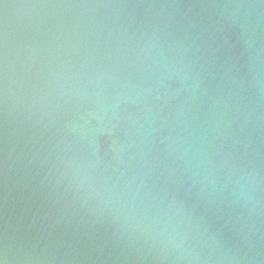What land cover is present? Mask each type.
Returning <instances> with one entry per match:
<instances>
[{
    "label": "water",
    "instance_id": "95a60500",
    "mask_svg": "<svg viewBox=\"0 0 264 264\" xmlns=\"http://www.w3.org/2000/svg\"><path fill=\"white\" fill-rule=\"evenodd\" d=\"M264 264V0H0V258Z\"/></svg>",
    "mask_w": 264,
    "mask_h": 264
},
{
    "label": "clouds",
    "instance_id": "9594fccd",
    "mask_svg": "<svg viewBox=\"0 0 264 264\" xmlns=\"http://www.w3.org/2000/svg\"><path fill=\"white\" fill-rule=\"evenodd\" d=\"M0 264H7V250L2 258H0Z\"/></svg>",
    "mask_w": 264,
    "mask_h": 264
}]
</instances>
